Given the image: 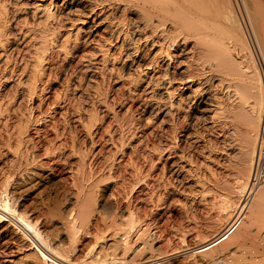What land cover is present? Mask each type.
Returning a JSON list of instances; mask_svg holds the SVG:
<instances>
[{
	"label": "bare ground",
	"instance_id": "obj_1",
	"mask_svg": "<svg viewBox=\"0 0 264 264\" xmlns=\"http://www.w3.org/2000/svg\"><path fill=\"white\" fill-rule=\"evenodd\" d=\"M231 1L0 0V148L20 168L6 177L24 182L11 187L12 201L0 192V219L12 220L42 264H165L171 240L143 213L149 201L193 207L178 233L197 264H264V184L248 187L264 80ZM241 3L264 59V1ZM232 89L237 106L222 93ZM159 114V125L172 121L164 143L160 130L137 126ZM218 116L241 141L231 157L215 148L225 129ZM66 178L77 196L62 223L68 247L14 203L21 191L56 194L47 182ZM97 189L113 215L96 209ZM218 208L242 220L217 228ZM110 229L111 241L99 243Z\"/></svg>",
	"mask_w": 264,
	"mask_h": 264
},
{
	"label": "rangeland",
	"instance_id": "obj_2",
	"mask_svg": "<svg viewBox=\"0 0 264 264\" xmlns=\"http://www.w3.org/2000/svg\"><path fill=\"white\" fill-rule=\"evenodd\" d=\"M231 2H232V5H233L235 12H237L236 14H237V17L239 18V21L241 23V27L243 28V33L247 39L248 45H249V47H251L249 49L251 50V52H253V55L255 56L254 58L257 62L256 64H257L258 68L260 69V72H261V74L263 76V80H264V59H263V55L261 53L262 52V49L260 46L261 43H260L259 39H257L255 33L253 32L251 23L248 20L247 13H246L245 9L243 8L241 0H237V1L232 0ZM236 51H237L236 52L237 54H246V51H244V49H241V48L240 49L238 48ZM238 51H240V52H238ZM222 93H223V95L226 96L227 101L231 105H233V106H234V104L236 106L238 105L237 103H239L238 100H240V98L238 96V93H236L234 91V89H232L231 92L230 91L226 92V90H224ZM25 109L27 110L26 106H25ZM263 114L264 113L262 112L261 117H263ZM180 115H182V114H180ZM147 116H149V114L144 115L145 118ZM141 117H143V115ZM162 117H163V114H161V115L159 114V116H157V115L153 116V117H151V120L149 121V125L144 123L146 121H143L141 124L139 123L137 126L140 125L139 129H141L142 131H147V132L154 130V128L156 129V130H154L155 133H158L160 130L161 133L159 132L158 134H161L162 137H160V138L162 139V143H164V141L168 140V138L170 139V137L172 135V132H171L172 131V121L166 120L167 123L166 122H165V124L160 123L161 125H159V123H157V121L160 120L158 122H161ZM229 121L230 120H228V119L226 120L225 117H219L218 116V123H219V125L225 127V129H224L225 134L223 133V135H220L221 131L219 129H217L216 133H217L218 137L215 140V148H216L217 152L224 153L225 155H228V157H231L240 148L241 141H240L239 136L233 127L234 126L232 124L233 122L232 121L229 122ZM150 124L152 125L151 127H150ZM126 131L128 132V128ZM184 134H185V130H180L179 137L181 138L182 135H184ZM105 145L107 146V144H105ZM255 148H256V146H255ZM6 150L7 149L5 147L0 148V192L3 193L7 198H11V201H12V199H13L11 196L12 193L10 194V192L12 190L11 187H14L15 185H16V187H17V185L22 186L24 184V182L22 180H19L18 178H15V177H12L13 179L12 178L8 179L6 177V174H8V172L12 168L19 167V166H17V164H12V163L7 162L10 154L8 152H6ZM4 161H6V162H4ZM12 165H14V167H12ZM239 167L240 166H238V165L237 166L230 165L229 169L231 168L230 170H232V172L235 173L236 171H234V170H239ZM18 169H20V168H17V169L14 168L13 170L15 172H17ZM2 175H4V176H2ZM69 179L70 178H66V181L63 180L62 182H57L56 180L52 179L49 182H47V188L48 189L53 190L54 188H58V191L56 194L55 193H51V195H48L47 193L44 194L45 190H43L41 192L42 194L41 193L37 194V191L36 192L31 191L30 193L29 192L26 193L25 191H21V196L16 199L17 201H14V203H20V204H23L24 207L26 206L25 209L26 210L28 209L27 211L29 212V214L36 216V218L39 219L38 221H39L40 231H38L37 229L36 230L41 235H46V236L48 235L47 236L48 239L51 240V238H52V241H54L52 243H55V245H58L57 242L59 243L61 241L60 239H62L63 242L62 241L61 242L63 243L64 247H68L70 245V243H69L66 235L64 234V233H66V230L64 229L62 223H63V220L64 221L66 220L67 215H69V213L71 211L75 210V207L77 205V201L75 199L77 197L76 192H75L76 185H74L75 184L74 181L72 182L71 179L70 180ZM9 181L11 184L9 183ZM71 185H72V187H70ZM65 186H67V187H65ZM73 187H74V189H73ZM63 190H64V193H63ZM231 192L232 191L230 189L226 191V195L228 194L227 196L229 198L237 195L236 193L231 194ZM72 193H74V194H72ZM34 195H35V197H34ZM17 196H18V194H17ZM176 196H178V194ZM35 198H36V200H35ZM101 198H102V196L100 195V189H97L96 204L97 203L98 204L95 205V206H97L96 209H99L102 213H105V215H107V214L111 215L114 211V209H113L114 207L110 206V204L108 202L103 204V200H102L103 198L102 199ZM30 203H32V204H30ZM65 205L66 206L68 205L67 210H68V208L70 209L72 206H74V208L72 207V209L66 211V214L62 215L60 213V211H61L60 208H63ZM100 205H102V206H100ZM140 205L142 206V208L144 210L143 213H145V215L148 216L147 218L150 217L149 219L153 220L154 217H157L155 219V222L152 221L154 226L155 227L159 226L160 229L162 228L161 230L162 231L164 230L163 231L164 233L161 232V235L163 234L162 236L165 235V237H166V234H167L168 239L170 238V240H171L170 242H169V240H165L163 243V250H162L163 251V253H162L163 259H162V261L165 264H167V263L168 264H197V259L199 258V256L194 257V255H192L193 256V258H192L191 253H189V252L184 253V251H186L185 248H187V246H185L183 244V242L180 241L181 239H179L180 233H181V230L179 231V228L180 227L182 228V226H185V224L187 225V224L192 223L194 221L192 219L193 218V212H194L193 207L186 205V206H184L185 207L184 208L183 204H175V205H172L169 209L163 208V207L158 208V207H153L151 201L145 202V203H140ZM203 205H204L203 203L201 204V202L200 203H199V201L197 202V211H195V212H197V214H198L197 215L198 219H201V218H199V216L203 218V216L205 215L204 210L202 209ZM27 206L29 208H27ZM200 210H202V211L200 212ZM235 212L237 213V210ZM236 213H234V216H229L228 212H226L224 210L221 211V209L218 208L216 211V226H217V228L226 227L227 224L228 225L231 224L232 220L234 221V223H236L237 221L240 222L242 220V217L240 219H239V217H235ZM191 214H192V216H191ZM51 215H52V217H51ZM180 224L182 226H180ZM45 226H46V228H45ZM43 229H44V231L46 230L45 231L46 234L43 231ZM41 230H42V232H41ZM109 231L113 232L111 229L108 231L104 230L105 234H102V236H101L102 238L100 237V240L98 238V240L100 241L99 243H106L107 241H111L113 236H111L109 234L110 233ZM178 232H180V233H178ZM225 233L226 232H224V234ZM65 237L67 240L65 239ZM221 240L224 241L223 239H221ZM201 241L199 240V242H200L199 243L198 240H194L193 245L195 243H197V245L195 244L194 246L193 245L192 246L193 247L198 246L200 248V246L204 244L203 242L201 243ZM62 243H60L58 246H60ZM198 243L200 245H198ZM97 245H95V244L91 245L90 244V246H88V248H87V251L90 250V248L93 246L97 247ZM176 245L178 248L175 247ZM235 245L236 244H231V246H228V247H229V249H231V247H233ZM181 246H182V248H181ZM174 248H176V249H174ZM71 249H72V247H71ZM227 250H228V248H226V249L223 248V251H227ZM164 251H165V253H164ZM171 251H173L174 254ZM70 252H72V251H70ZM36 253H37V250L35 248H32L30 241L24 237V235L22 234V232L19 231L18 228H16V226L12 222V220L5 221L3 218L0 219V264H42V262L37 259L38 256ZM164 254H165V256H164ZM170 256H171V258H170ZM83 259L84 258H82V262L84 261ZM37 260L39 261V263ZM160 261L161 260H159L157 262H160ZM86 262H88V261H86ZM204 263L207 264L206 262H204Z\"/></svg>",
	"mask_w": 264,
	"mask_h": 264
},
{
	"label": "built area",
	"instance_id": "obj_3",
	"mask_svg": "<svg viewBox=\"0 0 264 264\" xmlns=\"http://www.w3.org/2000/svg\"><path fill=\"white\" fill-rule=\"evenodd\" d=\"M262 184H264V114L256 140L255 155L248 184L249 191H255ZM36 241L39 244L37 239Z\"/></svg>",
	"mask_w": 264,
	"mask_h": 264
}]
</instances>
